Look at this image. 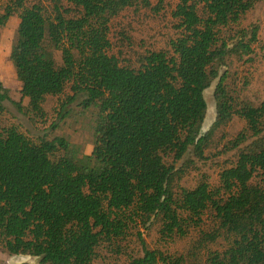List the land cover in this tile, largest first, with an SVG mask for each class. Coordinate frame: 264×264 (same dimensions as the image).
Returning <instances> with one entry per match:
<instances>
[{
    "label": "trees",
    "instance_id": "1",
    "mask_svg": "<svg viewBox=\"0 0 264 264\" xmlns=\"http://www.w3.org/2000/svg\"><path fill=\"white\" fill-rule=\"evenodd\" d=\"M259 1L178 0L185 31L171 43L174 55L152 51L132 68L108 54L109 22L149 0H51L48 14L38 3L9 0L0 26L17 14L9 60L28 102L13 101L0 80V116L13 101L41 118L46 96L68 85L70 99L82 97L97 114L90 154L62 137L35 142L15 125L0 129V249L40 264H93L96 248L123 238L137 220L159 218L165 235H185L210 212L212 223L194 245L206 250L205 264H264V99L241 98L218 71L229 56L251 53L257 26L231 43L221 33ZM214 79L216 115L201 134L204 91ZM235 117L245 122L227 143L237 158L220 170L217 185L205 177L175 192L178 172L168 160L189 148L202 157L213 132ZM141 242L143 255L126 264H181ZM220 242L221 249L209 248Z\"/></svg>",
    "mask_w": 264,
    "mask_h": 264
},
{
    "label": "rangeland",
    "instance_id": "2",
    "mask_svg": "<svg viewBox=\"0 0 264 264\" xmlns=\"http://www.w3.org/2000/svg\"><path fill=\"white\" fill-rule=\"evenodd\" d=\"M9 0H0V14ZM38 3L48 14L51 11V0H25L26 6ZM178 0H149V5L127 7L109 22L108 38L110 48L108 54L114 55L120 65L139 68L144 56L152 51H165L173 56L172 41L184 33L182 19L175 13ZM198 14L204 16L202 6L198 5ZM76 13V11L74 12ZM19 18L11 16L3 26H0V80L9 88L13 101L27 106V98L20 94L21 84L16 78L14 67L9 60L10 48L14 40ZM257 26V41L251 45V53L246 55H231L225 64L218 67L220 74L226 73L228 85L241 98L258 105L264 99V0L256 3L237 24H231L222 30V36L229 43L240 39L243 33L250 36L251 29ZM55 58L61 63L60 52H55ZM214 79L204 91L207 111L201 128V134L206 133L215 119L214 90L217 83ZM72 92L68 85L62 94L48 95L43 102L45 115L33 118L18 111L13 101H5L6 110L0 116V129L15 125L19 131L31 140L38 142L40 138L52 139L62 137L79 150L80 154H90L94 140V126L97 109L83 106V98L78 96L71 100ZM245 122L238 118L226 126L216 129L203 156L198 157L193 148H189L182 159L168 160L174 165L178 174L173 182L174 191L179 187L193 188L201 179L207 178L214 186L218 183V174L223 167L234 163L237 158L236 149H228L229 140L244 127ZM204 223L199 227H186L185 235L173 233L165 235L162 232V221L153 218L143 225L139 220L131 223L125 236L114 243L102 242L96 248L93 264H126L130 258L143 255L145 247L159 250L171 258H181V264H205L206 250L194 248L201 233L212 223L210 212L203 215ZM223 242L210 244V249H221ZM39 257L30 255H10L0 249V264H40ZM165 264V263H159ZM172 264V263H169Z\"/></svg>",
    "mask_w": 264,
    "mask_h": 264
}]
</instances>
